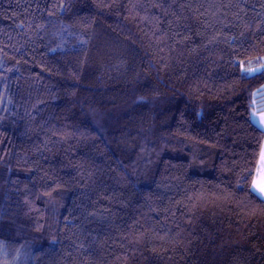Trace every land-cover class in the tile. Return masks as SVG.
<instances>
[{
    "label": "trees",
    "instance_id": "obj_1",
    "mask_svg": "<svg viewBox=\"0 0 264 264\" xmlns=\"http://www.w3.org/2000/svg\"><path fill=\"white\" fill-rule=\"evenodd\" d=\"M261 64L264 0H0V264H264Z\"/></svg>",
    "mask_w": 264,
    "mask_h": 264
},
{
    "label": "rangeland",
    "instance_id": "obj_2",
    "mask_svg": "<svg viewBox=\"0 0 264 264\" xmlns=\"http://www.w3.org/2000/svg\"><path fill=\"white\" fill-rule=\"evenodd\" d=\"M262 65H264V64H261L259 66L253 67L252 69H259V68H261ZM253 113H255L254 116H253ZM262 114H264V111H256L255 108H254L253 111H251V119L256 125H258L262 129H264V123L260 122ZM262 152H264V140H263V144H262L261 152H260V157L261 158L258 161L257 169H256V172H255V175H254V178H253V184L257 185V189L260 186L264 185V169L262 167Z\"/></svg>",
    "mask_w": 264,
    "mask_h": 264
},
{
    "label": "snow or ice",
    "instance_id": "obj_3",
    "mask_svg": "<svg viewBox=\"0 0 264 264\" xmlns=\"http://www.w3.org/2000/svg\"><path fill=\"white\" fill-rule=\"evenodd\" d=\"M264 73V65L261 66V68L259 69H252V68H243L242 69V78L246 77V76H255L257 73ZM255 115V113H253V116ZM261 123H264V114H262L261 116ZM262 156H264V152H262ZM252 190L253 191H258L259 195L264 198V185L260 186L257 189V185L253 184L252 185Z\"/></svg>",
    "mask_w": 264,
    "mask_h": 264
},
{
    "label": "crops",
    "instance_id": "obj_4",
    "mask_svg": "<svg viewBox=\"0 0 264 264\" xmlns=\"http://www.w3.org/2000/svg\"><path fill=\"white\" fill-rule=\"evenodd\" d=\"M263 130H264V129H263ZM260 158H261V157H259V159H260ZM262 167H263V169H264V156H262ZM263 169H262V170H263ZM260 171H261V170H260ZM260 171H259V172H260ZM255 192H256L257 194H259L258 191H255Z\"/></svg>",
    "mask_w": 264,
    "mask_h": 264
}]
</instances>
